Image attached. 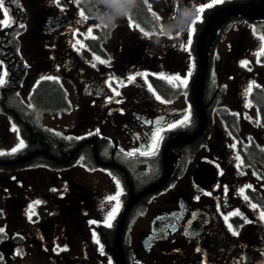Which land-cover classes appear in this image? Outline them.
<instances>
[{
    "label": "flooded vegetation",
    "instance_id": "af4514ba",
    "mask_svg": "<svg viewBox=\"0 0 264 264\" xmlns=\"http://www.w3.org/2000/svg\"><path fill=\"white\" fill-rule=\"evenodd\" d=\"M208 2L143 0L131 21L122 19L113 30L95 27L85 0H60L59 6L55 0H35L33 25L24 0H5L13 22L0 24V47L11 54L5 57L9 64L0 67L6 81L0 86V138L7 142L0 160L19 162L0 165V264H116L124 209L133 196L165 176L127 214L120 240L127 264H264V117L248 106L246 94L253 81L264 83V56L254 55L264 43L259 39L264 21H252L237 9L254 7L256 0H223L206 9L188 51L182 48L188 30L163 37L162 48L151 43L154 35L140 31L157 30L177 7ZM215 12L223 17L206 40V125L200 130L203 115L192 96L199 69L197 42ZM4 19L0 9V21ZM90 27L95 39L84 38ZM77 39L83 48L73 47ZM244 60L250 62L247 67L241 66ZM177 75L187 79L186 86L173 87L163 78ZM130 76L135 80L129 82ZM110 80L120 95L108 87ZM45 81L60 91L58 105L34 100ZM30 89L31 98L24 101ZM185 116L189 122L179 123ZM171 123L177 126L168 128ZM158 127L163 131L155 155L125 156L133 149L147 151ZM96 129L99 134L89 135ZM20 139L26 147L8 154ZM237 155L244 161L240 168ZM117 180L123 194L108 227L104 221L115 201L106 198L119 190ZM249 184L245 200L240 189ZM37 200L42 203L30 220V206ZM251 204L259 207L254 210ZM237 210L242 215L225 220ZM228 224L239 234L233 235ZM57 245L67 250L59 251Z\"/></svg>",
    "mask_w": 264,
    "mask_h": 264
},
{
    "label": "snow or ice",
    "instance_id": "6c2138e0",
    "mask_svg": "<svg viewBox=\"0 0 264 264\" xmlns=\"http://www.w3.org/2000/svg\"><path fill=\"white\" fill-rule=\"evenodd\" d=\"M13 2L15 3V2H17V0H13ZM55 2L57 3V6H59V4H60V0H55ZM74 2H77V0H74ZM145 2H146V0H145ZM220 3H223V0H210V2H208V3H205V4H202V5L197 6V11L199 12L200 15H198L197 18H196L195 20L192 21V26H191V28L188 30V31H189V38H188L186 44L182 45V48H183L185 51H188V50H189V47H190V45H191V43H192V40H191V34L195 32V25H196L197 21H199V20L202 19V15H203L204 11H205L206 9L212 8V7H214L215 5L220 4ZM178 8H180V7H177V9H178ZM0 9L3 10V14H4V17H5V19H4L3 21H0V24H3L4 26H8V25H9L10 23H12L13 21L11 20V17H10V15H9V10H8V8L5 7V0H0ZM79 15H80V17H81L83 20H87V19L89 18V17L85 14V12H84L83 10H80ZM153 16L155 17V19H156L157 21H159V19H160L159 16H156L155 13H153ZM128 19H129V21H131V20H132V17L129 16ZM80 22H81V21H77V23H80ZM133 26L139 28V25H138V24H134ZM20 27H24V25H20ZM95 27L100 28L101 26H100V25H96ZM157 27L159 28V33H157L156 27H154L153 30H152L151 32H145L144 29H142V28L140 29V31L143 32V34H144L146 37H151L152 35H155V34H163V28H162V25H158ZM75 31H76V30H74V34H75ZM253 31H254V32L256 31L255 28H253ZM92 32H93V29H92L91 27L88 28V29H87V33H88V35L85 36L84 38L87 39L89 36H91L92 39H95L96 37L92 35ZM81 35H84V34L81 33ZM177 37H179V36H177ZM169 38H172V37H169ZM259 39H260V41L264 42V34L259 35ZM77 45H79L80 48H83V47L85 46V45H84L79 39H77V40L75 41V43L73 44V47L75 48ZM77 50H79V49H77ZM254 55L257 56L258 58H259L260 56H264V43H261L260 48H259V51L256 52ZM94 59H95L97 62L101 63V64L108 63V61L101 59L100 56H94ZM259 62H260L259 59H257V63H259ZM249 63H250V62H249L248 60L241 61V66H242V67H247ZM92 67H96V64H95V63L92 64ZM249 70H251V69H249ZM4 75L6 76L7 73L5 72ZM140 75H146V74H140ZM189 75H191V72H189ZM135 78H136L135 76H130V77H128L127 79H128L129 82H131V81L135 80ZM163 78L166 79V80H168V82H169L170 84H172L173 87H177V88H179V87H181L182 85H183V86H186V85H187V79H183V80H182L181 77H180L179 75H177V76H168V77H163ZM44 79H56V77H51V76H49V77H44ZM5 82H6V81H5L4 78H0V86H2ZM120 83L122 84L123 82H120ZM108 87L111 88L112 91H113L116 95H120V93H119L115 88L112 87V82H111V80L108 82ZM149 87L151 88V85H149ZM253 87H260V86H259V85H256L255 82L253 81L252 84H250L249 87L246 89V94H251ZM156 98H157L158 100L161 99V97H160L159 95H157ZM161 102H163V103H167L168 101H166V100H162ZM248 106H251V103H250V102H249V105H248ZM186 122H189V116H185V117H184V120H183V121H180L179 123L184 124V123H186ZM147 123H152V122H151V121H148ZM155 123H156L157 125H160V124L162 123V120H157ZM166 126H167L168 128H174V127L177 126V124H176V123H171V124H167ZM13 130H14V131H18V129L15 128V125H13ZM162 131H163V128L158 127V128L156 129L155 133H154L153 136H152V142H151V145L149 146V148H148L147 151H140V149H133V150H131V151H127V152H125V153H124L125 156H126V157H134V156L137 155V153H139L140 155H149V154H151V155H155V149H156V147L158 146V142H159V140L162 139V136H161V132H162ZM58 134H59V133H58ZM93 134H99V129H96L95 133H89V135H93ZM68 139H71V137H68ZM24 147H26V144H25V142H24L23 139H20L18 145H17L16 147H13V148L11 149V153H8V154L16 153L17 151H20V150L23 149ZM233 147H235V145H233ZM121 151L123 152L124 150L121 149ZM5 154H6V153L0 151V155H5ZM236 158H237V160L239 161V163H238L236 166H237V168H240V167L244 164V161H243V159H241V157H240L239 155H237ZM81 159H83V157H82ZM114 179H115V178H114ZM116 183H117V186H118V189H119V190L117 191L116 194H114V195H110V196H108V197L106 198V200H107L108 202L115 201V204L112 206L111 210L107 213V216H106L105 221H104L105 225L108 226V227H111V221L115 218V215L117 214V212H118V210H119V207H120V200H119V197L123 194V189L119 186V181L117 180ZM248 188H252V185L249 184V185H246L244 188H241V189H240V194L243 196V198H244L245 200H248V199H249V197H248L247 195H245V191H246V189H248ZM53 191H56V190L53 189ZM197 199H199V197H197ZM41 203H42L41 201L37 200V201L34 202L33 205L30 206V210H29V219H30V220H31L32 216L36 214L35 211H34L35 207L38 206V205H40ZM251 207L255 210V209H257L259 206H258L257 204H251ZM240 215H242V214L239 212V210H237V211H234V212H232V213H229V214H228L227 216H225L224 218H225V220L227 221V220L229 219L230 216H240ZM260 218H261V219H264V210H261V211H260ZM246 222H250V221H247V220H246ZM91 223H97V222H96V221H91ZM228 227H229L230 230L233 231V235H238V234H239L236 230H234V229L232 228V225H231V224H228ZM3 231H4V229H3V228H0V232H3ZM94 236H95V233H94ZM96 243H97V244L100 243L98 237L96 238ZM57 250H59V251H66L67 249H66V248H60V247L57 245ZM100 251H101V253H103V246H102V245L100 246ZM198 251H199V249H198ZM17 254H18V255L21 254L20 250H17Z\"/></svg>",
    "mask_w": 264,
    "mask_h": 264
},
{
    "label": "clouds",
    "instance_id": "9594fccd",
    "mask_svg": "<svg viewBox=\"0 0 264 264\" xmlns=\"http://www.w3.org/2000/svg\"><path fill=\"white\" fill-rule=\"evenodd\" d=\"M85 2L90 5L93 18L98 25L113 30L119 26L122 19L132 16L140 4V0H85ZM198 15L197 6L194 3L176 9L163 23V34H155L151 43L157 48L164 47L163 37L180 36L191 28L192 21ZM157 33H159V28Z\"/></svg>",
    "mask_w": 264,
    "mask_h": 264
},
{
    "label": "water",
    "instance_id": "95a60500",
    "mask_svg": "<svg viewBox=\"0 0 264 264\" xmlns=\"http://www.w3.org/2000/svg\"><path fill=\"white\" fill-rule=\"evenodd\" d=\"M258 1L260 4L255 9H252V10L243 9V8H238V9L240 10V12L242 14L249 16L252 19L264 20V0H258ZM215 18H216V15H213L211 17V19L208 22V25L206 26V28H205V30H204L201 38H200V42H199L200 70H199L198 77L193 84V96H194L195 105H196L198 111L203 115V118H204V114L202 112V94H203L205 79L207 76V57H206V53L204 51V42H205V38H206V35H207L210 27L212 26V24L215 21ZM165 180H166V178L162 182H160V183L154 185L153 187H151L150 189H148L145 193H148V192H151V191L157 189L160 185L163 184V182ZM141 195H143V194H141ZM138 197H135L131 200L129 207H128L127 211L125 212V214H124L123 218L121 219V221L118 225V228H117V241H116V246H115V260H116L117 264H127L126 259H125V255H124L122 248H121L120 240H121L122 235H123L127 212L133 206V204L136 202Z\"/></svg>",
    "mask_w": 264,
    "mask_h": 264
},
{
    "label": "trees",
    "instance_id": "16d2710c",
    "mask_svg": "<svg viewBox=\"0 0 264 264\" xmlns=\"http://www.w3.org/2000/svg\"><path fill=\"white\" fill-rule=\"evenodd\" d=\"M138 8H142L141 3L139 4ZM61 99L62 97L60 91L56 87H53V84L48 81L41 83L35 91L34 100L37 103L40 102L44 105H58ZM259 107L262 116L264 117V96L260 102Z\"/></svg>",
    "mask_w": 264,
    "mask_h": 264
},
{
    "label": "rangeland",
    "instance_id": "374dc122",
    "mask_svg": "<svg viewBox=\"0 0 264 264\" xmlns=\"http://www.w3.org/2000/svg\"><path fill=\"white\" fill-rule=\"evenodd\" d=\"M25 2V5L28 9V13H29V24L33 25L36 23L35 19L33 18V15L35 14V12L37 11L38 7L34 6L33 3L35 2V0H24ZM221 49L225 50V46L226 44L225 43H221ZM24 53L26 52L25 50L23 51ZM1 62L0 61V67L2 68L1 66ZM238 97H235V102L238 104ZM1 119H2V116L0 115V125H1ZM2 136V135H0ZM4 140L5 138H0V148H4L3 146H6V144H4ZM4 144V145H3Z\"/></svg>",
    "mask_w": 264,
    "mask_h": 264
}]
</instances>
